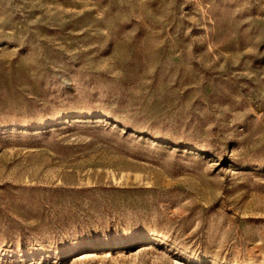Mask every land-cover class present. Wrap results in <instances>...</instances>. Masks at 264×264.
Masks as SVG:
<instances>
[{"label": "rangeland", "instance_id": "obj_1", "mask_svg": "<svg viewBox=\"0 0 264 264\" xmlns=\"http://www.w3.org/2000/svg\"><path fill=\"white\" fill-rule=\"evenodd\" d=\"M0 264H264V0H0Z\"/></svg>", "mask_w": 264, "mask_h": 264}]
</instances>
